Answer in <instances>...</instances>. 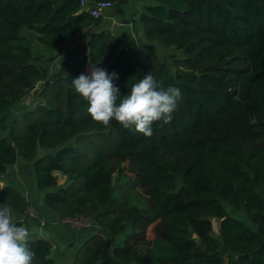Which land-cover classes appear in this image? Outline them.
I'll return each instance as SVG.
<instances>
[{
	"label": "trees",
	"instance_id": "16d2710c",
	"mask_svg": "<svg viewBox=\"0 0 264 264\" xmlns=\"http://www.w3.org/2000/svg\"><path fill=\"white\" fill-rule=\"evenodd\" d=\"M138 20L142 55L97 28L100 17L79 0H0V111L37 80L41 99L8 122L0 116V174L17 157L30 162L44 206L95 223L69 264H264V0H151ZM82 29L86 39L50 71L56 49ZM154 45L180 54L168 63ZM99 59L118 74L121 95L148 72L179 88L171 122L146 137L93 121L71 81ZM121 170L143 198L117 190ZM0 203L18 225L26 219L14 187L0 186ZM29 245L33 264H59L49 239L33 235Z\"/></svg>",
	"mask_w": 264,
	"mask_h": 264
},
{
	"label": "clouds",
	"instance_id": "9594fccd",
	"mask_svg": "<svg viewBox=\"0 0 264 264\" xmlns=\"http://www.w3.org/2000/svg\"><path fill=\"white\" fill-rule=\"evenodd\" d=\"M100 62L89 63L88 74L71 81L74 91L86 101V112L93 121L107 127L115 120L146 137L152 136L155 122H171L182 96L179 88L164 87L148 72L121 95L113 83L118 74L98 67ZM29 240V228L13 220L10 205L0 203V264H33L35 253Z\"/></svg>",
	"mask_w": 264,
	"mask_h": 264
},
{
	"label": "crops",
	"instance_id": "0c3cea01",
	"mask_svg": "<svg viewBox=\"0 0 264 264\" xmlns=\"http://www.w3.org/2000/svg\"><path fill=\"white\" fill-rule=\"evenodd\" d=\"M148 2L151 0L113 2L99 15L100 23L97 28L110 31L126 49L138 54L143 53L144 38L138 15ZM88 31V29H82L73 34L67 42L56 49L59 54L50 62V71L57 68L64 52L72 44L86 39ZM0 179L4 181L1 185L8 184L14 187L28 201L27 217L22 224L29 228L30 236L39 235L49 239L52 243L51 255L54 259L59 264H63V262L69 264L74 249L90 231L82 226L59 221L60 217L57 213L43 205L41 192L36 189L34 184L30 162L17 157L0 174ZM29 210H34L38 214V220L41 223L28 215Z\"/></svg>",
	"mask_w": 264,
	"mask_h": 264
},
{
	"label": "rangeland",
	"instance_id": "374dc122",
	"mask_svg": "<svg viewBox=\"0 0 264 264\" xmlns=\"http://www.w3.org/2000/svg\"><path fill=\"white\" fill-rule=\"evenodd\" d=\"M153 52L155 53L157 58L163 59V60L167 61L168 63L170 61V56L168 53L173 52L175 54L176 53L178 54V52H179V54H180V51H176L172 47L162 48V47H159L156 45L153 46ZM143 53H141V55ZM39 86H40V82H39V80H37L35 82L34 87L25 92V95L22 97V99L14 102L8 109H6L4 111H0V116L4 117L6 122H8L12 115L19 114L23 108L29 107L35 101L41 100L39 98V95H38V87ZM62 179H63V177L61 175H59L57 177V182H61ZM128 179L130 181H132L131 176L128 175L126 170H121L120 173H116L113 176V181L116 184V186L119 185V187H117V190L122 192L123 193L122 196L126 199L127 198L129 199L130 197L132 198V195L134 197L143 198V196L145 195L144 192L134 184H133V186H130ZM2 182H4V181L0 179V185L2 184ZM256 190H260L264 194V187L261 188L260 186H258V187H256ZM134 191H135V193H133ZM225 208L231 215L238 217L241 220H243L245 223L251 225V223L245 217L242 210H240V209L234 210V209H231L230 207H228L227 205H225ZM12 217H13V220L16 221V220H18L17 218L20 216L18 215V213L12 212ZM212 226H213V228H212L211 234L216 236L217 235V220L213 217H212ZM149 227H150L148 229L149 236H153L155 234V225H152ZM95 228H96L95 223L91 221L90 225L88 226V230L92 231ZM60 264H62V263H60ZM63 264H67V263L63 262Z\"/></svg>",
	"mask_w": 264,
	"mask_h": 264
},
{
	"label": "built area",
	"instance_id": "2783aa9c",
	"mask_svg": "<svg viewBox=\"0 0 264 264\" xmlns=\"http://www.w3.org/2000/svg\"><path fill=\"white\" fill-rule=\"evenodd\" d=\"M112 2L110 0H94L92 2H88L87 0H79V6L83 9H86L88 13L93 16H99L103 9L110 7ZM28 215L37 220V222L41 223L38 220V214L34 210H29ZM59 221L71 223L77 226L88 227L90 225V221L86 217H60Z\"/></svg>",
	"mask_w": 264,
	"mask_h": 264
}]
</instances>
